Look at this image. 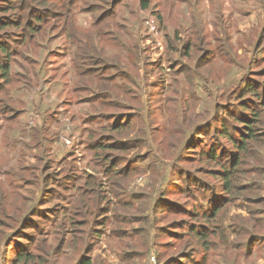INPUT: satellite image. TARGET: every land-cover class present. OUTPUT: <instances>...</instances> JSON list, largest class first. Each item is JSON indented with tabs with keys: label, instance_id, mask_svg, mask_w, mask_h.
I'll use <instances>...</instances> for the list:
<instances>
[{
	"label": "rangeland",
	"instance_id": "obj_1",
	"mask_svg": "<svg viewBox=\"0 0 264 264\" xmlns=\"http://www.w3.org/2000/svg\"><path fill=\"white\" fill-rule=\"evenodd\" d=\"M148 1L149 9L142 10L141 0L118 4L65 0V6L56 10L61 19L44 23L39 33L11 32L16 43L10 40L15 44L10 45V59L18 54L15 58L31 72L16 75L13 67L12 81L0 93L6 105L20 110L15 119L7 120L16 109L0 105V264H43L42 259L47 264H78L84 256H90L93 264H208L209 260L236 264V259L264 264V33L240 25L248 17L242 10H253L244 7L243 0ZM155 5L165 19L164 31L179 51H166L164 45L159 49L152 42L150 36L155 41L162 36L157 31L158 12L152 13ZM111 12L103 23L113 30L119 23L125 30L118 28L107 36L93 25ZM150 19L155 21L154 34L148 31ZM198 19L205 41L192 42L187 53L183 46ZM72 25L75 33L67 31ZM64 30L81 39H89L95 30L100 33L92 42L113 64L104 63L100 74L118 94L115 101L75 92L80 83L77 70L83 64L76 63L82 62L73 53L77 42H70ZM176 30L180 41L173 39ZM140 32L148 39L137 58L140 47L134 46L132 53L131 45L139 43ZM13 66L21 67L14 62ZM90 77L89 73L84 81ZM42 79L52 96L35 106L51 125L47 136L52 137L53 124L57 129L62 125L61 131L67 133L82 129L85 137L96 131L93 141L104 147L83 140L73 153L48 154L44 164L18 161L17 143L10 139L16 129L22 141L32 139V133L26 136L24 116L28 98L37 99L45 86ZM11 89L12 100L6 95ZM54 99L60 102L56 110L50 106ZM254 116L256 121L247 124L246 118ZM106 124L109 129L92 130ZM248 126L254 136H248ZM118 141L127 144L104 151ZM241 141L245 148L237 150ZM232 153H238L240 161L234 173ZM114 163L116 167L109 168ZM225 170L230 172L229 190L222 187ZM39 173L52 189L41 193L36 184ZM108 183L117 194L105 188ZM122 183L129 184V193L120 190ZM85 186L92 187L94 195L90 191L78 203ZM244 188L248 189L238 192ZM237 193L246 198L252 194L254 199L235 197ZM230 202L240 209L230 212L234 220L227 223L240 231L224 222L221 206ZM27 207L34 214L23 219ZM220 225L237 235V242L247 243L248 232L254 235V254L245 255L246 249L234 242L227 247L230 258L221 259L214 252L225 243ZM21 254L31 257L19 260Z\"/></svg>",
	"mask_w": 264,
	"mask_h": 264
},
{
	"label": "trees",
	"instance_id": "obj_2",
	"mask_svg": "<svg viewBox=\"0 0 264 264\" xmlns=\"http://www.w3.org/2000/svg\"><path fill=\"white\" fill-rule=\"evenodd\" d=\"M64 1L65 0H60V4H58L55 0H0V93L1 94L3 92H5L3 87L12 81L13 67H15L17 69L15 71L16 75L27 76L31 72L30 68L24 67V65L17 58H15L18 54L14 53V59L13 60L10 59V57L12 55V53H10V50H9V49H11L10 45L15 46V44L11 43L10 40L13 41L14 43H16L15 39L14 40L10 39V38H12L11 32L13 31V29L15 31H19V30L25 31L26 29H32L36 33H39L41 31V29L44 27V23H48L51 20L61 19L60 15L58 14V12L56 10L62 9L65 6ZM118 2H119V0H116L117 4H118ZM141 2H140L141 3L140 7L142 8V10L149 9L151 4H149L148 0H141ZM242 4L244 7L250 6L253 10H250V11L242 10L243 14H247L248 17L245 18L240 25L243 28L248 29L247 31L254 30L257 34L261 31V33L263 34L264 33V12H263L264 0H247L246 3L243 2ZM154 11L158 12V14H156L157 19H158L157 20V28H158V31H160L162 34V36L158 37L157 39L161 38V40L164 43L166 51L169 48L172 51H179L178 47L176 45H174V42H173L172 38L170 37V34H168L164 31L165 19L161 15V13L157 10L156 5L153 7L152 13H154ZM113 13L114 12H111L110 14H105L102 17H100L99 19H97V21L94 23L93 27H98V28L102 29L104 31V33L107 34V36L109 34H111L112 32L116 33V31H118V28L119 29L122 28L123 30H125V28L120 26L119 23H115V25L117 26V29L115 28L114 30L112 29V27L110 26L109 23H103L107 18H110L113 15ZM196 13H197V10L194 11V14H196ZM199 19H200V17H199ZM199 19H198V21L194 22L195 23V25H194L195 29L193 31V36L189 38L190 39L189 43H187V44H185V46H183L184 49L185 48L187 49V53H189V50L192 48L191 47L192 42H194V44H195L197 41H201V42L205 41V39L203 38V35H205V34H203L204 32L202 30H200V28H199V25H200ZM217 20H219V18ZM66 28H67V26L64 27V29H66ZM65 31L66 30H64L63 32H65ZM67 31H69L70 33H75L77 30H76V27L74 25H72L71 30H67ZM67 31H66V33H63L64 36L69 38L70 42H72V41L77 42L76 44H73V53L75 54V58L82 59L81 63L76 62V61H74V62H76L80 66L83 64L82 68H80L81 70L80 69L77 70L79 73L80 83L74 87L75 92L78 93L79 91L84 90V92H86V93H91L90 97L103 96L105 99H107V101L108 100L111 102L115 101L116 98L118 97V94L110 89V84L100 74V70L105 68L104 63L107 62V60L105 58V52L103 51L102 48H100V46L98 44H95L92 42V37L96 36L100 33L97 30H95L94 35L90 36L89 39H84V38L81 39V37L72 38V36H70ZM150 33L154 34L153 32H150ZM126 34L130 35V33H126ZM139 36H141L139 39V43L136 42V43L131 45L132 53L134 50V46H136V48H138V49L140 47V50L136 53L137 58L140 56V51H141V53H143V51H144L142 49L141 44H144V46H145L146 40L148 39L146 36L145 37L143 36L142 32H140ZM150 37L153 40L152 42H155V36L154 37L150 36ZM167 38H168V44H167ZM173 39L175 41L181 40V37H180L179 33L177 32V30H176V33L173 34ZM66 44H67V41H66ZM122 45L128 46V48H130V44L126 45L123 43ZM74 46H75V48H74ZM68 47H69V45H68ZM15 51H18V49H15ZM24 52L27 53L26 51H24ZM13 62L17 63L21 67L17 68L16 66H13ZM109 65H113V64H109ZM115 67H116V65H115ZM89 73H90L91 77L89 78V80L84 81V78L87 75H89ZM42 80H45V79H42ZM90 82H93V84H90ZM28 84H30V82H28ZM11 90L12 91L6 92V95L10 94V99L12 100L13 89H11ZM43 94H44V92L40 93L39 97H41V98L38 97L35 100H29L28 99L29 108L27 109L26 112H28V110H30L31 112L34 113L35 123L30 126L24 121V126H25L26 130H29L31 128V130H29L27 132L26 136H30V134L32 133V139H30V141H27V140L22 141V139H20V137H22V136L21 135L19 136V132L17 131V129L14 131L13 137L10 139L13 144H14V142L17 143L14 146L17 147V154L19 155L18 161L20 163L22 162L20 160H23V162H30V159H32V160H37V163L44 164V162L47 159L48 154L50 156L54 155V156L62 157L66 153H73L74 150L78 146H81V145L83 146V140H85V142L88 144L92 143L94 145H98V146H102V147L105 146V145H101L100 142H98L97 140L93 141L95 134L97 133L96 131H92L91 133L87 134V136L85 137V133H83V130L78 129V128H75L77 133L70 134L74 138V144L72 146H65L64 144L61 143V141L59 139L61 129H62V125L57 129V128H54L55 124H53V126H52V128H53L52 133L53 134L51 133L52 137H50V136L48 137L47 136V132H48L47 130H50L51 125L47 124L48 118L45 116V114L42 113L41 111H39L35 106L36 103L45 100ZM121 95H124L123 91H121ZM51 96L52 95L50 93L49 97H47V100H50ZM90 97H89V99H92ZM59 103L60 102L57 99H54L50 103V106H51V108H54L56 110V107L58 106ZM0 105L2 108H4V107L7 108V106H8V108L16 109L15 114H11L8 111L10 114H7V120L15 119L20 113L19 108L14 106L13 104H7L6 105L5 99H0ZM60 112H59V114H60ZM246 119H247L246 123L251 124V125L256 121L255 116L252 118H249V119L247 117ZM58 121H59V116L57 119H55V123H57ZM115 124H117V125H115V129H116V128H118L119 124L118 123H115ZM107 126L109 129L110 124H106V126H100V127H98V129H92V130L106 129ZM248 127H249L248 136H250V135L254 136L253 128L251 126H248ZM222 131H223L222 134L226 133V132H224V128L222 129ZM231 139L233 140L234 138L232 137ZM19 144H20V147H19ZM118 144L126 145L127 143L126 142L120 143L118 141L112 147H110V145H108L104 151H106L108 148H115L114 146H116ZM245 145L246 144L244 141L239 142L237 144V150H243L245 148ZM22 147H24V149H23L24 154H21V151H20V148H22ZM231 155H232L231 172L234 173V172L238 171V165L240 164V161L238 160V158H239L238 153H232ZM22 165L24 166V164H22ZM116 165L117 164L114 163V164H111L108 166H109V168L111 166H112V168L113 167L115 168ZM229 174H230V172L228 170H225V172L223 174L224 184L222 187L225 190L231 189V186H232L231 177H229ZM36 175L38 176V180H37L36 184L38 186V189L39 190L41 189V193H44L48 189H52V188L47 186L46 177L43 178L42 174H40V173L36 174ZM89 177L92 178L93 176L89 175ZM42 178H43V180H42ZM109 182H110V180H109ZM85 183L87 185H89V179L86 178ZM128 186H129V184H128ZM128 186H125L124 183H122L118 187L120 188V190L126 192V194H127V193H129ZM105 188L110 189V192H112V194H113V191H115V193H116V190L114 189V187L110 183L106 184ZM80 189L82 192H80V194H79L80 198L78 200V203H81L82 199L86 195H88L90 193V191H92L93 195H94L93 188L90 186H85V187L80 188ZM247 189L248 188L240 189V190H238V192L246 191ZM253 191L254 190H251L249 192H253ZM234 196L235 197L240 196V197L244 198L245 200L250 199L251 201L254 199L252 194L249 195L250 196L249 198H246L245 196L238 194V193ZM99 204H98V206H99ZM124 205H128V202L124 201ZM228 205H231L234 208H228ZM80 206H82V205L80 204ZM80 206H78V207H80ZM237 206L238 205L234 204V202H230V203L224 204L223 206H221V208L223 209V213H224V217H225V220H224L225 224L227 226H230L233 229L240 231V228L235 227L234 224L227 223V221L233 222L234 219H233V215L231 213H233L234 210L240 209V208H236ZM100 207L103 208L102 204L100 205ZM16 208H18V207H16ZM27 208L28 209H26L22 213L23 219L28 214H30V215L34 214V213H31L32 209H30V207H27ZM225 208H228V210H226ZM242 211H243L242 213H244L245 208ZM5 212H6V208L3 209V214ZM227 213L229 215H226ZM66 214L67 213H65L64 215H66ZM32 220L28 219V221H30V222ZM2 226H4V225H2ZM220 227H221V229L224 230L223 233H221V235L225 236V238H223V241H225V243H222V246L214 252H218L221 259L224 257L230 258V256L228 255V248L227 247H228V245L233 244L234 242H237L239 238L237 237V235H234L231 232H226L225 227L223 225H220ZM248 234H249V238H248L247 243L245 241L239 240V242H237V244H239L242 249L243 248L246 249L244 252L245 255L250 256V255L254 254L252 252V250L256 246L255 242L252 243L251 241H254L256 238L251 233L248 232ZM225 244L227 245L226 247H225ZM252 245L254 247H252ZM23 254L20 255L19 260H25L28 257H31V254H29L28 257H27V255H23ZM42 260L45 264H47L46 260H44V259H42ZM246 261H248V260L239 261V259H236V264H245ZM222 262L223 261L220 260L217 264H222ZM78 264H93V260L90 256H84L79 260ZM208 264H215V263L212 260H209Z\"/></svg>",
	"mask_w": 264,
	"mask_h": 264
},
{
	"label": "clouds",
	"instance_id": "obj_3",
	"mask_svg": "<svg viewBox=\"0 0 264 264\" xmlns=\"http://www.w3.org/2000/svg\"><path fill=\"white\" fill-rule=\"evenodd\" d=\"M246 1L247 0H243V2L244 3H246ZM149 31H150V29H149ZM157 31H158V28H157ZM150 32H152V31H150ZM153 33H155V32H153ZM153 41V40H152ZM158 41H160L161 42V45H164V43H163V41L161 40V38L160 39H157L156 41H155V44H156V48H159V46H158ZM165 47V46H164ZM160 49V48H159ZM40 82H45V86L43 87V89L42 90H40V92H39V95L37 96V97H39L40 96V93L41 92H44V98H45V100H47V97H49V95H50V93H51V90H49V88H45L46 87V85L48 84L47 83V81L46 80H41ZM29 100H32L31 98H28ZM24 121L28 124V125H32V124H34L35 123V119H34V113L33 112H31L30 110H28V112H26V115L24 116ZM33 121V122H32ZM29 130H31V128L29 129ZM28 130V131H29ZM73 133H77L76 132V130H75V128H74V132ZM64 134H67L68 136H70L72 139H73V141H74V138L70 135V134H72V133H67V132H63V131H61V133H60V136H59V139H60V141H61V143L62 144H64L65 146H68V145H66L63 141H62V139H61V136L62 135H64ZM74 144V143H73ZM72 144V145H73ZM71 145V146H72Z\"/></svg>",
	"mask_w": 264,
	"mask_h": 264
},
{
	"label": "built area",
	"instance_id": "obj_4",
	"mask_svg": "<svg viewBox=\"0 0 264 264\" xmlns=\"http://www.w3.org/2000/svg\"><path fill=\"white\" fill-rule=\"evenodd\" d=\"M148 27H149L150 31L156 32L155 21L153 19H150L148 21ZM158 46H159V48H161V46H163V45H161L160 41H158ZM61 139L68 146H71L74 143L73 139L70 136H68L67 134L62 135Z\"/></svg>",
	"mask_w": 264,
	"mask_h": 264
},
{
	"label": "crops",
	"instance_id": "obj_5",
	"mask_svg": "<svg viewBox=\"0 0 264 264\" xmlns=\"http://www.w3.org/2000/svg\"><path fill=\"white\" fill-rule=\"evenodd\" d=\"M0 130H1V128H0Z\"/></svg>",
	"mask_w": 264,
	"mask_h": 264
}]
</instances>
